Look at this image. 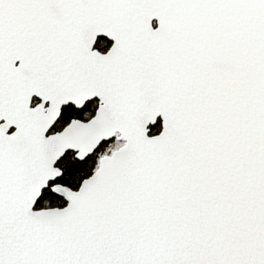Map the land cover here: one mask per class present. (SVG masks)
<instances>
[{
	"label": "snow or ice",
	"instance_id": "snow-or-ice-1",
	"mask_svg": "<svg viewBox=\"0 0 264 264\" xmlns=\"http://www.w3.org/2000/svg\"><path fill=\"white\" fill-rule=\"evenodd\" d=\"M0 264H264V0H0Z\"/></svg>",
	"mask_w": 264,
	"mask_h": 264
}]
</instances>
